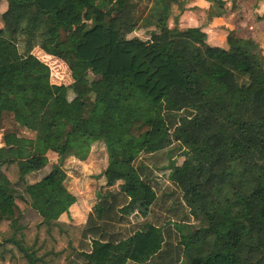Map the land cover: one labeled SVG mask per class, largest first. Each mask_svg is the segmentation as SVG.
I'll use <instances>...</instances> for the list:
<instances>
[{"label":"trees","instance_id":"16d2710c","mask_svg":"<svg viewBox=\"0 0 264 264\" xmlns=\"http://www.w3.org/2000/svg\"><path fill=\"white\" fill-rule=\"evenodd\" d=\"M5 1L0 264H264V63L257 41L229 31L226 46L213 45L198 27L127 37L139 24L167 18L175 0ZM206 1L210 19L236 10L241 17L236 0L229 7ZM35 47L61 61L72 82L51 83ZM90 71L104 83L102 101L89 96ZM99 136L105 184L85 223L60 220L76 199L58 163L27 182L48 163L36 144L59 159L84 160L89 138ZM173 144L184 159L170 162L168 178L197 224L174 223L175 243L170 230L153 223L119 230L155 200L140 157Z\"/></svg>","mask_w":264,"mask_h":264},{"label":"rangeland","instance_id":"374dc122","mask_svg":"<svg viewBox=\"0 0 264 264\" xmlns=\"http://www.w3.org/2000/svg\"><path fill=\"white\" fill-rule=\"evenodd\" d=\"M182 0H175L171 7V12L167 18L162 19L155 25L139 26L129 34L127 37L137 36L142 40L150 38L153 34L159 33L164 28H179L182 29L185 25L180 24V14L183 3ZM192 2V0H190ZM188 0V2H190ZM194 1V0H193ZM98 5L102 3L98 1ZM228 6L231 5V0H227ZM230 2V3H229ZM196 4L204 7L203 0H196ZM150 5V2H141V7ZM235 5L242 8V19L247 20L250 24L244 26L246 35L250 36L251 32L258 31L257 43L259 44L258 57L264 63V0H236ZM7 8L5 0H0V27L5 26V19L3 13ZM207 18V17H206ZM35 55L43 64L47 65L50 70V82L56 84H69L72 79L65 71L64 64L52 57H48L38 47L32 50ZM46 56V57H43ZM88 80L92 81L94 88L89 93L93 101H102L106 98L107 92L101 82V77L98 73L90 71ZM72 97V94H69ZM42 106L37 105V111L40 112ZM226 121L233 125L238 131L242 130V126L237 122L233 116H227ZM264 135V125L263 133ZM89 153L84 160H79L73 156L65 159H59L55 153H52L36 144V148L43 152L47 158L48 163L40 170L33 171L26 176L28 183H33L40 180L52 168L54 164H60L65 173L63 181L66 190L75 197V202L69 206L67 213H62L59 217L60 220L72 223H84L91 213L93 205L97 201V192L100 187L105 184V176L103 172L107 166V153L106 148L100 136L96 138H89ZM1 159V158H0ZM184 156L180 153L177 144H173L169 148L156 152L152 155H142L139 161L147 164L150 167L149 182L146 185L155 191V200L152 204L145 207L146 215H130L122 222L119 230L128 232V230H136L142 226L143 223H153L162 226L166 231L171 232V241L175 243L178 239V232L174 228V223H181L186 221L191 223L189 227L194 228L197 224L193 217L188 215V208L184 205L181 199L182 193L180 190L169 180L168 174L170 172L169 164L175 161L178 165L182 163ZM128 167L122 166L119 168L125 171ZM117 187V184L114 186ZM128 219V220H127ZM115 230V229H114ZM165 231V232H166ZM78 262V261H77ZM203 261L197 260L195 264H202ZM128 264H133L128 262Z\"/></svg>","mask_w":264,"mask_h":264},{"label":"crops","instance_id":"0c3cea01","mask_svg":"<svg viewBox=\"0 0 264 264\" xmlns=\"http://www.w3.org/2000/svg\"><path fill=\"white\" fill-rule=\"evenodd\" d=\"M203 1L205 2L204 7L196 4V0H192V2H188V0L181 1L183 5L180 14V24L182 23L181 25H185L184 27H182V29L187 27L200 28L203 32L206 33L207 41L213 45L226 46L225 39L229 31H235L236 33L245 37H252L257 41V34L259 30H256L253 33L251 32V35L247 36L245 31L247 29L244 30V26H248L249 28L250 24L247 22V20L240 17V15L238 14L240 13L239 10H236V12L232 11L223 16L213 17L210 19L208 17V11L211 3L206 0ZM224 1L225 7H229L227 0ZM1 160L2 159H0V161Z\"/></svg>","mask_w":264,"mask_h":264},{"label":"built area","instance_id":"2783aa9c","mask_svg":"<svg viewBox=\"0 0 264 264\" xmlns=\"http://www.w3.org/2000/svg\"><path fill=\"white\" fill-rule=\"evenodd\" d=\"M46 55V54H45ZM46 56H48V55H46ZM48 57H51V56H48ZM53 58V57H52Z\"/></svg>","mask_w":264,"mask_h":264}]
</instances>
